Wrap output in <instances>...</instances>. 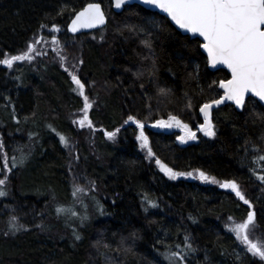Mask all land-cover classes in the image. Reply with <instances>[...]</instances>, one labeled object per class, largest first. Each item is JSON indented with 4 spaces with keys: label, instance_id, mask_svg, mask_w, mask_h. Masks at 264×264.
Returning <instances> with one entry per match:
<instances>
[{
    "label": "trees",
    "instance_id": "1",
    "mask_svg": "<svg viewBox=\"0 0 264 264\" xmlns=\"http://www.w3.org/2000/svg\"><path fill=\"white\" fill-rule=\"evenodd\" d=\"M89 2L102 4L105 26L70 34L69 20ZM53 37L66 62L47 52L12 68L0 64V179L5 154L12 173L0 186L7 192L0 198V264H169V250L184 254V264H264L225 227L253 211L254 237L264 240V162L257 159L264 155V107L253 97L240 110L218 107L215 136L180 144L176 131L149 124L174 115L197 129L200 107L229 78L208 67L198 38L136 3L115 11L111 0H0V59ZM70 73L85 84L91 128L74 123L84 100ZM130 115L144 123L153 156L136 139L138 128L125 123ZM157 159L193 175L171 179ZM196 170L218 182L200 180ZM224 181L237 182L251 208L221 188ZM77 187L83 191L74 196ZM83 202L86 214L66 217ZM57 208L64 211L57 215ZM12 217L24 226L14 233Z\"/></svg>",
    "mask_w": 264,
    "mask_h": 264
},
{
    "label": "snow or ice",
    "instance_id": "2",
    "mask_svg": "<svg viewBox=\"0 0 264 264\" xmlns=\"http://www.w3.org/2000/svg\"><path fill=\"white\" fill-rule=\"evenodd\" d=\"M146 5L154 6L164 13L180 28L186 32L198 35L203 38L200 47L207 53L208 63L215 66L216 64L225 65L231 72V78L221 80L219 87L224 90V95L220 99L212 100L210 103H205L200 107V112L203 113L204 123L200 125L199 130L206 136H215L216 132L211 120V109L213 105H219L224 100L233 101L239 108L246 106V95L251 93L252 96L264 101V0H143ZM127 4V0H114V6L120 9ZM105 23V14L101 9L100 4L90 3L83 10L75 14V18L68 26L73 33L82 28H94L97 25ZM53 31H59L56 25L52 26ZM37 40L30 43L26 51L18 55L5 56L0 59V64L6 65L8 68L13 67L15 61H31L34 57L32 53L36 52L35 44L40 43ZM54 44L57 43L53 37ZM147 44L148 42L145 41ZM59 54V53H58ZM65 58L61 56V60ZM67 71V69H66ZM73 83L76 85V91L83 97L84 104L83 116L74 121L81 128L87 125L91 128L92 121L89 119V109L93 107L89 97L85 94V84L75 73H70ZM162 92L164 90H161ZM131 121L140 130L136 139L140 141L142 148L147 149L149 157L153 156L149 139L144 133V123L135 116H128V123ZM154 127H178L182 129L184 135L177 137L181 143L189 139H196V134L189 125L183 123L177 116L169 115L168 120H157ZM116 131H119L117 129ZM108 139H113L116 132H105ZM60 142L65 146L69 141L63 135L60 136ZM4 145L0 143V151ZM257 159L264 162V155H260ZM8 157L4 156V178L0 179V186L6 184L8 179L7 172L11 171L7 163ZM23 163V156L20 158ZM162 172L171 179H176L177 176H191L192 172L183 173L175 172L172 168L163 164L159 159L156 160ZM12 168L16 167V158L13 157ZM198 177L202 181L217 183L215 177L207 175L203 171L196 170ZM258 179L264 182V175H259ZM221 188L231 189L244 204H251L242 192L239 184L235 181H224L220 183ZM83 191L82 188H75L73 195ZM7 195V192L0 188V197ZM153 207L155 204L149 201ZM64 209L57 208V213L63 212ZM72 215H75L73 212ZM255 212L249 211L246 219L242 222H232L225 224V227L235 234L236 238L246 247L247 252L253 257H258L264 261V240L252 239L251 234L257 227L255 220ZM232 221V217L228 218ZM16 217H12L9 222V231L15 232L21 230L24 226L15 223ZM6 235L8 233H5ZM76 239H80L77 235ZM188 238L185 237V247L191 250V245L187 243ZM179 248V245H177ZM165 259L169 264H184L185 255L180 251H167Z\"/></svg>",
    "mask_w": 264,
    "mask_h": 264
},
{
    "label": "water",
    "instance_id": "3",
    "mask_svg": "<svg viewBox=\"0 0 264 264\" xmlns=\"http://www.w3.org/2000/svg\"><path fill=\"white\" fill-rule=\"evenodd\" d=\"M112 1V9L113 10H115V11H118V10H120V9H117V8H115V6H114V0H111ZM90 3H96V4H100V6H101V9H102V11L104 12V9H103V7H102V4L100 3V2H89V3H87V4H85L83 7H81L80 9H78L74 14H73V16L71 17V19L69 20V22H68V24H67V26H66V29H67V31L70 33V34H72V35H77V34H81V33H87V32H90V31H93V30H96V29H100V28H102V27H104L105 26V24H106V20H107V18H106V15H105V23L104 24H101V25H97L96 27H94V28H82V29H79L77 32H75V33H73V32H71L70 30H69V28H68V26L71 24V21L75 18V14L77 13V12H79V11H81V10H83V8H85L88 4H90ZM133 3H136V4H139V5H141L142 7H144V8H146V9H148V10H151V11H155V12H157V13H159V14H161V15H163V16H165L171 23H172V25L178 30V31H180L181 33H183V34H187V35H189V36H191V37H196V38H198L200 41H201V43L203 42V38L202 37H199L198 35H195V34H192V33H189V32H186L185 30H183V29H180L172 20H171V18L170 17H168L167 16V14L166 13H164L162 10H160V9H158V8H156V7H154V6H150V5H146V4H144L143 3V0H127V4H133ZM104 14H105V12H104ZM200 49H201V51H202V53L206 56V58H207V53L203 50V48H201L200 47ZM208 61V60H207ZM208 67L210 68V69H218V68H222V69H225L228 73H229V78L228 79H230L231 78V72H230V70L225 66V65H223V64H216L215 66H213V65H211V64H209L208 63ZM220 88V87H219ZM220 90H221V95L218 97V98H216V99H220V97H222L223 95H224V90L222 89V88H220ZM248 97H253V98H255L263 107H264V101H260L259 100V98H257V97H254V96H252V94L251 93H249V94H247L246 95V99L248 98ZM216 99H214V100H216ZM211 102V101H210ZM210 102H208V103H210ZM228 103H230V104H232L236 109H242V108H239V107H237L235 104H234V102L233 101H230V100H224L223 101V103H221V104H219V105H213L212 106V109H211V119H212V113H213V111L215 110V109H217L218 107H221V106H223V105H225V104H228ZM199 114H200V116H201V118H202V123H201V125L204 123V116H203V113H201L200 112V109H199ZM199 128H200V126L198 127V129H197V131L198 132H201L200 130H199Z\"/></svg>",
    "mask_w": 264,
    "mask_h": 264
},
{
    "label": "rangeland",
    "instance_id": "4",
    "mask_svg": "<svg viewBox=\"0 0 264 264\" xmlns=\"http://www.w3.org/2000/svg\"><path fill=\"white\" fill-rule=\"evenodd\" d=\"M37 40H39V39H37ZM36 40V41H37ZM39 41H41V43H42V45L43 46H40V43L38 44V43H36L35 44V48H36V51L37 52H39L40 54H47V52L49 53H51L52 55H53V53H59L58 55H60V57L61 56H63L64 57V53L62 52V50H59L60 48L58 47V45H57V43L56 44H54L52 41H50V42H46V40H39ZM48 47H50V48H48ZM27 50V49H26ZM25 50V51H26ZM32 55H33V57L35 58L36 56H37V54H36V52H34V53H32ZM65 58V57H64ZM64 62H66L67 60H63ZM15 62H18V61H15ZM14 62V63H15ZM83 116V112L81 113V115L80 116H78V118H76L75 120L77 121L78 119H80L81 117ZM158 120H164V121H167L168 120V117L167 118H163V119H158ZM157 121V120H156ZM156 121H154V122H152V123H150L149 125L151 126V127H153L154 129H157V130H161V131H176L177 133H178V137L179 136H182V135H184V132L182 131V129H180V128H178V127H171V128H167V127H154V125H155V123H156ZM129 123H132L131 121H129ZM184 123V122H183ZM134 124V123H133ZM77 125H78V127H80L79 126V124L77 123ZM135 125V124H134ZM200 125H201V123H200ZM200 125H197V128L200 126ZM136 126V125H135ZM189 127H190V129L193 131V132H195V134H196V139H194V140H192V139H189V140H186V142H184V143H181V141L178 139V142L180 143V144H187V143H190V142H195L197 139H198V137H199V134L200 135H202V136H206L202 131L201 132H198L197 131V129L196 128H194V127H191L190 125H189ZM139 129H138V134H139ZM113 132V131H112ZM145 133V132H144ZM146 135V134H145ZM116 136V135H115ZM105 137L107 138V136L105 135ZM108 139V138H107ZM110 140V139H109ZM144 149H146V148H144ZM147 150V149H146ZM6 171V170H5ZM5 171H4V174H5ZM4 174H3V176L1 177V179H3L4 178ZM11 174L12 173H10V172H7V175H8V179H7V181H6V184H8L9 183V181H10V179H11ZM1 198V197H0ZM74 203V202H73ZM5 204V203H4ZM78 205H79V203H78ZM87 203L86 202H83V203H81V205H80V207H78V209L76 208V207H70V209H66L65 210V212H64V214H68V215H66V217H69V216H71L72 215V213L74 212L75 213V215H77V214H82L83 212H84V214H86L87 213ZM57 211V210H56ZM55 214H57L58 215V213L56 212ZM65 216V215H64ZM72 216H74V215H72ZM254 232H252V234H251V238L252 239H254L255 240V237H254V234H253ZM243 246H245V245H243ZM260 260V259H259ZM264 262V261H263Z\"/></svg>",
    "mask_w": 264,
    "mask_h": 264
}]
</instances>
